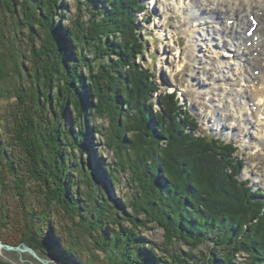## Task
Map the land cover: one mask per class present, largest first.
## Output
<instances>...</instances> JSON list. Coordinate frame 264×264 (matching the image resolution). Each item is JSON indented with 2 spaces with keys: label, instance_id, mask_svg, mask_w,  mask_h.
I'll return each mask as SVG.
<instances>
[{
  "label": "trees",
  "instance_id": "16d2710c",
  "mask_svg": "<svg viewBox=\"0 0 264 264\" xmlns=\"http://www.w3.org/2000/svg\"><path fill=\"white\" fill-rule=\"evenodd\" d=\"M73 1V16L63 0L0 1L15 29L4 36L0 12V82L16 98L0 111V241L57 264H264V191L241 179L238 147L198 134L178 93L163 92L137 62L146 47L144 0ZM92 133L113 154L103 167L107 184L128 176L133 193L124 202L87 169L84 138ZM9 177L14 213L4 197ZM84 196L91 214L82 213ZM77 215L89 244L69 226ZM153 227L163 230L161 244L142 236ZM207 243L208 254L195 252Z\"/></svg>",
  "mask_w": 264,
  "mask_h": 264
},
{
  "label": "rangeland",
  "instance_id": "374dc122",
  "mask_svg": "<svg viewBox=\"0 0 264 264\" xmlns=\"http://www.w3.org/2000/svg\"><path fill=\"white\" fill-rule=\"evenodd\" d=\"M180 1L182 3L184 1H189L187 4L189 7H192L194 11L192 17L188 19V24L191 27L189 30L190 33L192 32V28L195 27L203 30V33L206 32L208 39L215 34V36L221 39L220 43L227 42L226 39L219 36V32L214 28L216 26L215 21H217V19L219 21L222 20V13L225 15L224 11L230 12L231 8L228 3H224V11L222 9L211 8L212 12L217 11V15L213 12L214 15L212 16V20L206 21L203 17V13L208 7L202 4L201 0H144V3L147 5V11L139 15V20L144 30L142 33L143 35H141L145 41L146 47L143 60L141 61L140 59L137 60V62H143L145 68L153 70L156 82L159 84L163 92L178 93L180 102L184 107L189 109L191 115L195 117L200 124L198 134L220 138L223 141L235 143L238 147V157L245 162V167L241 173V179L243 181L250 180L255 189H262L264 191V141H262L261 136L257 134V122L254 125L253 123L249 124L245 117L237 118V121L235 122L232 120L234 119V114L229 112L234 94L241 97L245 95V93H228L222 103H219L218 100V103L215 104L216 98L218 96H220L219 99L222 97V91L217 92L215 97H213L209 89L213 84L212 81L217 76L216 73L222 70L220 68H223L226 65L225 63H218L219 65H217L201 58L198 60H192L193 55L196 54V56H199V53L191 51L189 34L186 32L185 27L182 26L183 19L179 10L181 6ZM228 1L233 4V1ZM259 1L261 0H257V3H250L248 7L244 6L242 10L244 15L251 11L257 12L262 10L264 8V0L261 1V3H258ZM63 3L67 9L66 15H75L76 4L74 1L63 0ZM239 9L240 8H236V10ZM0 12L4 14V36L8 39L15 33V29L12 25V20L10 19L9 14L6 13L3 8L0 9ZM84 20H88V15H85ZM63 23L64 25L69 24L66 20H64ZM3 38L4 37L0 35V54L2 52L1 45L4 40ZM216 42L218 41L216 40ZM194 44L198 47H203L200 42L196 41ZM213 52H215L216 55L219 54L217 50H213ZM90 57L92 58V55H90ZM219 58L222 57L220 56ZM223 62L226 61L223 60ZM259 78L261 80V87L262 84H264V77ZM7 88L8 86H6L5 83L3 84V82H0L1 112L9 106H12L16 101V98L13 97L12 93L7 92ZM252 99L257 100L253 95ZM154 100L158 103V94H154ZM236 106H239L238 101L236 102ZM155 108L157 110L159 109V106ZM262 110L264 112V103ZM72 114V109L69 108L68 115H65L67 121L72 117ZM213 116H217L221 121L222 130H216V128L213 127L215 120ZM260 119L264 121V115H261ZM83 120L85 121V117ZM246 122L249 124V128L245 127ZM94 123L96 126L101 125L104 129L108 126V123L105 120H94ZM5 136L6 135L4 134L3 138L4 140H7V136ZM84 140L88 146L86 155L83 158L84 161L89 164L87 169L95 178L101 180L102 183H105V185L103 183V186L106 187L109 198L122 200V202H124L123 200L126 196H130V194L133 193V189L127 184L128 176L122 175L120 183L109 186L105 180L103 172L104 165L111 164L114 161L112 151L104 149L103 139L100 135L95 133L85 137ZM76 156L79 157V153H76ZM81 179L82 178L78 180ZM8 184L9 188L4 197L10 207V212L14 213L19 210L17 202L18 196L15 190V184L13 180H11V177H9ZM79 190L82 192L83 187L80 186ZM98 192L99 190L97 188V192L95 193L94 191L96 196H98ZM82 200L80 202L81 206L84 208L82 213L91 214L93 201L87 196L82 197ZM75 218L78 221V223H76L77 225H70L69 223V226L73 229L74 234L81 238V241L89 244L91 237L86 232L85 227L81 225L82 221L80 216L77 215ZM5 232V229L0 230L1 234ZM142 236L147 240H151L158 244H161L164 241L163 230L157 227H153L152 231H145ZM54 238L56 239V242L53 241V245H57L58 249L59 247L62 248L60 237L54 234ZM23 245L27 246L26 244H22L20 247ZM210 246L211 244L207 243V245H202L195 252L197 254H208ZM177 247H180L182 250H187L186 247L179 244ZM36 253L38 254V252ZM38 255L42 261H39L34 255H32L31 251L16 252L0 247V260L11 264H57L51 257H45L41 254ZM241 260V257L238 258V261Z\"/></svg>",
  "mask_w": 264,
  "mask_h": 264
},
{
  "label": "bare ground",
  "instance_id": "6f19581e",
  "mask_svg": "<svg viewBox=\"0 0 264 264\" xmlns=\"http://www.w3.org/2000/svg\"><path fill=\"white\" fill-rule=\"evenodd\" d=\"M231 1H233V4L228 0H201V3L208 7L203 13L206 21L212 20L214 13L217 15V11H213V13L211 8L223 10L224 3H228L231 8L230 12L223 10L225 15L222 13V20L219 21L217 19L215 21L216 26L214 28L219 32V36L226 39L227 42L220 43L221 39L215 36V34L208 39L206 32L203 33V30L195 27L192 28L191 33L189 32L191 27L188 24V19L194 13L192 7H189L187 4L189 1H184L183 3L180 1L181 6L179 10L181 14H179L183 19L182 26L185 27L186 32L189 34L191 51L199 53V56L194 54L192 60L201 58L217 65H219L218 63H225L226 65L216 73L217 76L212 81L211 88L209 87V91L213 97H215L217 92L222 91V97L219 99L220 96H218L215 104L218 103V100L219 103H222L228 93L240 94V92H244L245 95L241 97L234 94L232 105L229 109V112L234 114V119L232 120L236 122L237 118L245 117L249 124L253 123L254 125L257 122V134L264 141V121L260 119V116L264 115L262 110L264 84L260 87L261 80L259 78L264 77V69H261L264 68V8L244 15L242 11L243 7H248L250 3H257V0ZM261 1L258 3H261ZM236 8L240 9L236 10ZM254 21H257V28L250 34ZM196 41L200 42L204 48L195 45L194 42ZM213 50H217L219 54L216 55ZM220 56L222 58H219ZM223 60L226 62H223ZM252 95L257 100L252 99ZM237 101L239 102V106H236ZM217 109L219 108L217 107ZM213 117L215 118L213 127L216 130H222L221 121L217 116ZM247 122L245 123V127L249 128Z\"/></svg>",
  "mask_w": 264,
  "mask_h": 264
},
{
  "label": "water",
  "instance_id": "95a60500",
  "mask_svg": "<svg viewBox=\"0 0 264 264\" xmlns=\"http://www.w3.org/2000/svg\"><path fill=\"white\" fill-rule=\"evenodd\" d=\"M241 177V175H240ZM0 247H4V248H7L9 250H13V251H16V252H24V251H31L32 252V255H34L39 261H42L41 258L39 257V255L34 252L31 248L23 245L22 247L18 246V247H13V246H9V245H5L4 243L0 242Z\"/></svg>",
  "mask_w": 264,
  "mask_h": 264
}]
</instances>
